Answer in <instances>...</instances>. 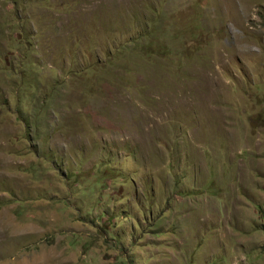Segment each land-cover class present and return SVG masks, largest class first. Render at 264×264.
<instances>
[{
    "label": "rangeland",
    "instance_id": "374dc122",
    "mask_svg": "<svg viewBox=\"0 0 264 264\" xmlns=\"http://www.w3.org/2000/svg\"><path fill=\"white\" fill-rule=\"evenodd\" d=\"M0 264H264V0H0Z\"/></svg>",
    "mask_w": 264,
    "mask_h": 264
}]
</instances>
